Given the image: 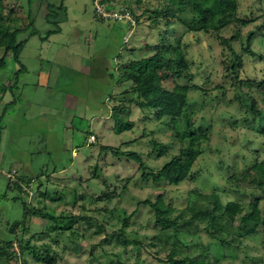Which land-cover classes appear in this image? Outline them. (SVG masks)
Returning a JSON list of instances; mask_svg holds the SVG:
<instances>
[{"label":"rangeland","instance_id":"rangeland-1","mask_svg":"<svg viewBox=\"0 0 264 264\" xmlns=\"http://www.w3.org/2000/svg\"><path fill=\"white\" fill-rule=\"evenodd\" d=\"M7 1L14 0H5V4ZM238 1L236 15L247 21L240 33L255 31L252 47L262 56L253 63L245 54L240 72L259 80L264 76V71L259 73L264 70V0ZM149 2L151 9L157 7L156 0ZM113 3L117 7L114 10L127 13L132 23L129 12L121 9L131 4L139 14L144 8L138 0H113ZM94 7V0L18 1L20 19L11 25L24 22L18 39L25 40V44L19 62L9 54L0 71V246L11 237L12 227L24 243L30 242V249L17 253L14 262L0 256V264H45L34 256L46 250L55 258L54 264H166L159 260L164 258L168 247L158 229L171 231L174 225L164 227L156 223L150 207L137 205L138 200H154L160 186L166 191L164 201L170 200L177 207H184L196 198L190 194L196 188L201 193L217 191L223 204L238 200L244 212L249 209V202H257L264 215L262 192L254 190L250 182L253 170L248 167L249 153L241 149L244 133L256 148L253 155L264 161V135L242 126L252 123L260 130L259 125L264 127V115L254 116L249 112L248 101L241 102L236 97L238 91L248 93L255 99L257 109L264 113V85H244L240 89L233 86L232 80L223 76L224 46L208 34L187 31L183 35L189 69L163 83L166 88L172 87L173 80L181 85L204 84L206 89L205 94L198 90L189 92L190 106L178 121L182 131L189 132L201 125L206 129L202 133L209 137L201 143L204 151L190 176L177 186L158 185L151 177L143 178L139 164L129 157H117L111 151L100 153L101 145L134 150L155 170L176 153L179 144L168 123L157 119L152 110L141 109L135 101L112 97L132 84V80L124 82L119 72L132 60L154 53L156 46L151 43H157L159 35L165 33V25H154L152 10L132 26L125 19H99ZM28 14L30 18H26ZM170 21L173 30L169 37L173 40L183 33L186 24L174 18ZM51 29L58 31L46 37ZM32 30L37 33L31 34ZM233 32L229 25L222 35L229 38ZM229 42L240 52L239 38H229ZM147 43L151 45L146 46ZM168 55L172 57L171 53ZM22 67L23 71H18ZM187 71L193 73L191 79ZM244 116L249 120L254 117L256 122L242 120ZM201 117L213 127L207 130L209 122H200ZM231 121H236L239 127L228 129L223 125ZM121 128L126 130L119 132ZM151 137L165 143L172 141L173 145L167 152L154 150L149 144ZM232 137L236 146H231ZM131 139L136 142L130 143ZM242 154L248 158L246 161ZM197 169L202 173L196 172ZM234 173L237 178L231 177ZM19 177L25 178L21 188L13 184ZM107 194L113 197L106 202L103 198ZM95 199L98 201L92 202ZM24 203L26 208H37L40 212L75 216L71 225L77 231L73 234L70 229L57 228L42 233L50 226H61V222L35 215L24 221ZM198 203L205 208L204 200ZM97 205L118 209L108 212ZM136 205L139 212L128 218L125 231L132 233L126 236L128 239H133L136 233L143 241L139 248L132 247L130 242L122 244L116 234L123 217L129 216ZM216 219L223 226L220 232L214 231L206 220L187 226L177 220L180 238L207 247L218 256L230 255L219 264H264V226H260L257 236H244L240 246L220 253L215 247L217 240L241 229L237 221ZM16 221L17 226H12ZM13 250L19 251L16 239ZM190 250L197 254L192 247Z\"/></svg>","mask_w":264,"mask_h":264},{"label":"trees","instance_id":"trees-1","mask_svg":"<svg viewBox=\"0 0 264 264\" xmlns=\"http://www.w3.org/2000/svg\"><path fill=\"white\" fill-rule=\"evenodd\" d=\"M18 1L19 0L7 1L5 4V0H0V71L5 67L6 57L9 54H11L10 56L14 61L19 62V55L25 44V40L18 39L19 32L25 28L22 26L25 18L22 17L23 23L21 25H11V22L20 19L21 14L18 8ZM138 1L144 6L143 10L139 14H136V9L131 6V4L127 9H121L123 12L128 11L132 17L133 23H129L132 26L135 23L139 24L141 21L140 17L146 14L149 10H152L155 14L153 16L156 18L154 25L157 26L164 24L165 33L163 35H159L157 43L155 41V43H151L156 46L154 53L146 57L132 60L127 68L119 72L122 76L121 79L124 80V82L132 80V84L121 92L113 94L112 97L116 96V98L121 99L124 102L135 101L137 106L141 109L146 108L148 110H152L157 119L161 120V122L165 124L168 123L167 125L173 130L172 136L174 140L178 142L179 147L176 150V153L173 154L168 161L155 170L146 165L142 160L140 153L134 150L129 149L127 151H121L114 146L101 145L100 153L104 151H111L113 155L117 157L125 155L139 164L138 167L143 178L147 179L151 177V179L158 185L166 184L177 186L184 182V180H186V178H188V176H190L193 172V166L198 156L204 151L201 143L203 139L207 140L209 138L207 135L202 133V131L206 129H204L201 125L198 126L197 129L191 128L189 132H184L180 129L178 124L179 117L183 114L185 115L186 107L190 106L189 102L192 98L189 96V92L192 90H198L205 94L206 89H204V84L181 85L173 80L171 88H166L163 85V83L172 77V75H179L182 70L189 69L188 61L184 53L185 44L181 40L183 35L187 31H195L208 34L217 39L224 46V50L221 53L223 76L232 80L231 84L238 89L244 85L248 87H253L254 85H264L263 75L259 80H257L247 78L240 72L243 56L245 54L252 58L253 63L262 58V56L252 47V40L255 35V31L251 29L245 34L240 33L241 26L245 25L247 21L236 15L239 3L238 0H156L157 7L153 9L150 7L151 2H149V0ZM105 2L107 4H105ZM14 3L17 5L15 6ZM102 3L109 12H114V9L117 8L114 5L113 0H102ZM26 18H30V15L28 14ZM97 18L104 19L101 16H97ZM171 18L186 24V28L183 33L178 36H174L173 40L169 37V34L173 30L170 21ZM30 24H32V22H30ZM229 25H231L234 30L229 38H239L240 52L233 48L231 42H229V38L222 35L223 30H225L226 26ZM57 31L58 29L49 30L46 37H49L53 32ZM30 33L35 34L37 32L32 30ZM151 44L147 43L146 46ZM169 53L172 54V57H169ZM18 71H23V67L19 68ZM263 71L264 70L262 69L259 73H262ZM186 75L190 79L194 76L193 73H188V71ZM8 86H11L10 82ZM218 87L219 86H216V88ZM236 97L241 102L248 101L249 112L253 113L254 116L260 118L264 115V113L257 109L255 99L248 93L246 94L238 91ZM229 118H231V116ZM246 119L248 118L244 116L242 120ZM254 119L255 118L253 117L250 120L248 119V121L256 122ZM201 121L205 123L209 122L207 130L210 126L213 127L212 123L210 121H205L204 117H201L200 122ZM223 125L228 129H235L239 127L236 121H231L230 123ZM242 126L250 127L252 131H257L264 135V127H262V125H259L261 127L260 130L253 127L252 123L247 125L246 122ZM124 129H119V132L122 130L124 131ZM127 129L131 130V127H128ZM241 135V149L248 151L250 156L249 161L251 163L248 167L253 170L250 182L253 184L254 190H260L262 192L261 198H264V161H259L258 157L253 155L256 148L251 145L252 143L250 139L244 133ZM233 141L234 137L230 139L231 146H236L234 143L235 141ZM133 142H136V139L130 140V143ZM171 142H160L152 137L149 140V144L152 145V148L160 152H167L172 147L171 145H173ZM242 156L244 161L248 159L245 154H242ZM196 172L202 173V170L197 169ZM26 176L27 175H25V177ZM231 177L237 178L238 176L234 173ZM24 180V177H19L18 181L13 182V184L14 186L21 188V182ZM125 186L127 185L125 184ZM125 186L123 187L125 188ZM159 190L160 192L156 194L154 200L147 198L138 200L137 205L142 204L150 207L154 212L153 219L156 223H159L164 227L174 225L171 231L164 228L158 229L161 237L168 247L164 258L159 259L160 261H163V263L219 264L221 259L230 256L229 254H222L221 256H218L210 253L207 247L204 249L202 245H193L194 241L190 242L186 241L184 238H180L181 231H178L177 226L179 222L177 220L181 219L183 226L193 224L196 221L206 220L211 223L214 231L218 232L222 231L223 226L217 222L216 218L220 217L227 219L230 222H233V220L237 221L241 231L236 234H229L228 237L217 240L215 243V247L220 253L226 250V248L234 249L236 246H240L242 237L244 236H257L260 232V226H264V215L261 214V210L257 202H249V209L244 212L242 211V202L238 200H231L223 204L217 191L213 190L209 193H201L199 189L194 188L190 191V194L193 193L196 198L188 201V204L184 207H177L174 206L170 200L169 202L164 201L163 195L166 191L163 186H160ZM112 197V194H107L103 199L107 202L111 200ZM200 199L204 200L205 208L203 209L198 203V201L200 202ZM97 201L98 199L92 200V202ZM137 205L129 216L123 217L121 227L116 230V234H118L120 242L122 244H128V242H130L134 248H139L140 246H143L144 243L137 237L136 233H134L135 235H133V239H128L132 233H127L125 231V225L130 216L138 214L139 209ZM97 207H102L103 210L108 212L118 209L117 206H114L113 209L105 208L103 205H101V207L97 205ZM24 209L25 212L23 218L26 222L27 219L33 217L34 215L40 216L44 219H52L53 221L61 222V226H50L46 229V232L42 233H48L57 228H61L62 230L70 229L73 234L77 231V229H72L71 225L75 216L69 217L65 215H53L46 211L40 212L37 208H26V203H24ZM184 215H188V217L184 218ZM17 224L18 222L16 221L12 226H17ZM145 226L147 227V225ZM26 228L27 227H24L23 229L26 230ZM9 232L11 237L3 240V243L0 246V256H3L8 262H14L17 259V253L19 254L21 252V254H23L24 251L30 249V242L24 243V239L14 234L12 227ZM14 239L18 241L19 251L13 250ZM191 247L193 248L192 251L195 254L197 253L196 255L191 253ZM48 251L49 250H46V253H41L39 251L37 256L34 257L45 264H54L55 258L49 254Z\"/></svg>","mask_w":264,"mask_h":264},{"label":"built area","instance_id":"built-area-1","mask_svg":"<svg viewBox=\"0 0 264 264\" xmlns=\"http://www.w3.org/2000/svg\"><path fill=\"white\" fill-rule=\"evenodd\" d=\"M94 4H95L96 13L103 18L114 17L117 19H120V18L130 19L127 13H119L118 14L116 12L107 11L105 8V5L102 3V0H94Z\"/></svg>","mask_w":264,"mask_h":264},{"label":"clouds","instance_id":"clouds-1","mask_svg":"<svg viewBox=\"0 0 264 264\" xmlns=\"http://www.w3.org/2000/svg\"><path fill=\"white\" fill-rule=\"evenodd\" d=\"M114 12H116V11H114ZM116 13H122V12H116ZM96 14H97V13H96ZM98 16H99V15H98ZM112 18H114V17H112ZM114 19H116V20L125 19V20H128V21L130 20V19H126V18H120V19L114 18ZM130 21H131V20H130ZM130 21H129V22H130ZM130 23H132V22H130Z\"/></svg>","mask_w":264,"mask_h":264}]
</instances>
